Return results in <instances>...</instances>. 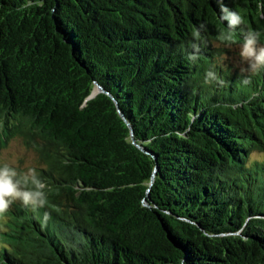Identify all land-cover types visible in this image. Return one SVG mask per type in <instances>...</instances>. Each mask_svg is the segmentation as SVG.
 Masks as SVG:
<instances>
[{
    "label": "trees",
    "instance_id": "obj_1",
    "mask_svg": "<svg viewBox=\"0 0 264 264\" xmlns=\"http://www.w3.org/2000/svg\"><path fill=\"white\" fill-rule=\"evenodd\" d=\"M223 3L264 43V0ZM226 30L217 0H0V147L48 201L0 218V264H264V71L241 82Z\"/></svg>",
    "mask_w": 264,
    "mask_h": 264
},
{
    "label": "clouds",
    "instance_id": "obj_2",
    "mask_svg": "<svg viewBox=\"0 0 264 264\" xmlns=\"http://www.w3.org/2000/svg\"><path fill=\"white\" fill-rule=\"evenodd\" d=\"M217 2L220 5L221 19L227 24V30L221 32L218 39L230 47L236 43L234 36L236 30L240 29L242 42L239 45V57L241 64L238 67L240 68L241 75H243L241 82L244 85H249L253 75L264 71V43H261V33L258 30L241 27L245 22L240 12L227 7L223 3V0H217ZM201 30L206 31L205 23H201L199 28L192 33L193 39L196 42L191 45L193 51L188 55V59L193 62L199 58L201 52ZM215 67L213 65L206 70L205 83L215 82L223 87L226 82L218 75ZM259 95V92L254 93L248 102ZM239 106V104L232 105L233 108ZM252 159H258V157L252 154ZM252 159H250L249 165L246 166H250ZM46 188L47 184L40 178L35 168L29 167L26 171L21 172L8 162L0 163V218H3L11 205L17 201L25 207L30 206L34 211L44 208L48 202ZM43 219L46 223L50 219V214L45 212Z\"/></svg>",
    "mask_w": 264,
    "mask_h": 264
},
{
    "label": "rangeland",
    "instance_id": "obj_3",
    "mask_svg": "<svg viewBox=\"0 0 264 264\" xmlns=\"http://www.w3.org/2000/svg\"><path fill=\"white\" fill-rule=\"evenodd\" d=\"M263 27L261 26V29ZM239 45L226 46L225 52H222L221 58L235 69H240ZM246 67V65H244ZM8 162L16 167L18 171H26L29 167L37 165V159L34 152L27 148L18 138H8L0 147V163ZM1 221V219H0Z\"/></svg>",
    "mask_w": 264,
    "mask_h": 264
},
{
    "label": "water",
    "instance_id": "obj_4",
    "mask_svg": "<svg viewBox=\"0 0 264 264\" xmlns=\"http://www.w3.org/2000/svg\"><path fill=\"white\" fill-rule=\"evenodd\" d=\"M98 94H107L106 92H105V90L102 88V86H100L98 83H93V91H92V93H91V97L92 96H95V95H98ZM110 97H111V100H112V102H113V104H114V107H115V109H116V111H117V114H118V116L122 119V121H123V123L126 125V127L128 128V132H129V140H130V142H131V144H133V146H135L138 150H140L142 153H147V151L144 149V148H142L140 145H138L137 143H136V141H135V134H134V131H133V129H132V127H131V125L128 123V121L125 119V117H124V115H123V113H122V111L120 110V107H119V105H118V102L116 101V99L115 98H113L111 95H109Z\"/></svg>",
    "mask_w": 264,
    "mask_h": 264
}]
</instances>
